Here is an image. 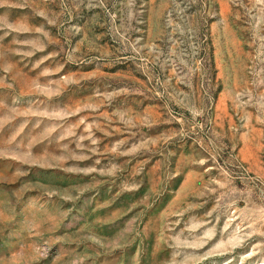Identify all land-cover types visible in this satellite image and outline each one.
I'll return each mask as SVG.
<instances>
[{
  "label": "rangeland",
  "instance_id": "374dc122",
  "mask_svg": "<svg viewBox=\"0 0 264 264\" xmlns=\"http://www.w3.org/2000/svg\"><path fill=\"white\" fill-rule=\"evenodd\" d=\"M0 264H264V0H0Z\"/></svg>",
  "mask_w": 264,
  "mask_h": 264
}]
</instances>
